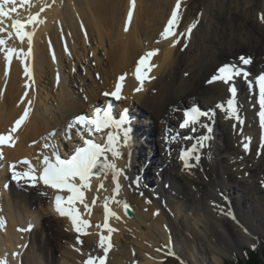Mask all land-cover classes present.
Instances as JSON below:
<instances>
[{
    "label": "bare ground",
    "instance_id": "bare-ground-1",
    "mask_svg": "<svg viewBox=\"0 0 264 264\" xmlns=\"http://www.w3.org/2000/svg\"><path fill=\"white\" fill-rule=\"evenodd\" d=\"M30 2L34 4L30 6ZM176 3L177 0H16V11L3 18L0 27L7 26L0 33L6 41L3 47L25 53L28 40L21 41L16 36L12 22H26L37 13L41 21L25 28L33 33L32 55L27 61L31 80L24 74L22 56L13 55L9 64L0 50V133L9 132L24 109H30L28 118L12 134L15 148H4L8 161L35 155L43 135L58 131L89 105L107 103L102 94L114 91L121 76L125 79L122 98L117 101L118 115L126 107L135 116L130 120V147H123L121 131V156L114 161L122 170L119 197L114 195L111 172L103 176L107 192L97 181L86 190L85 201L90 207L95 200L92 215L86 211L87 215H83L92 223L86 237L76 234L66 218L53 213L51 191L39 183L34 188L12 184L4 191L1 175L6 178L9 173L6 163L0 161V220L6 219L5 226L0 227L3 257L16 253L13 257L17 264H86L87 258L104 256L99 238L108 235L102 229L106 199L109 211L115 213L108 223L116 229L104 257L106 264H225L227 251L253 247L264 234V149L260 148L264 130L260 127L256 89V76L264 74V0H206L205 5L198 7L191 6L192 0H180L176 35L162 39L161 33ZM12 7L4 5L5 11ZM130 10L133 15L129 23ZM193 24L196 27L189 39L179 36ZM95 42L97 46L93 45ZM100 50L106 62H102ZM88 51L93 59L88 58ZM148 51L156 54L144 67L141 82L136 78L135 67ZM248 51L253 55L245 54ZM241 56L253 59L249 68L242 66ZM92 60L97 65L99 62L100 84L91 74ZM77 61L83 62L91 82L80 69L76 70ZM225 64L249 73L247 79L238 76L233 81L237 88L234 104L242 124L226 118L217 107L226 106L232 98L229 85L218 80L207 83ZM43 77L49 86L41 84ZM26 84L30 85L27 89ZM50 86L55 90L50 99L57 103L56 109L49 104ZM40 88L46 89L45 97ZM138 88L140 91H136ZM193 104L204 110L201 123L195 132L179 130L183 107ZM201 136L208 139L203 147L196 148L199 163L185 169L179 158L181 151L197 145ZM216 136L225 137L226 146L218 145ZM172 137L176 139L173 141ZM37 141L35 148L32 143ZM249 141L250 151L246 153L243 143ZM144 147L155 150L141 152ZM145 155L153 163L146 173L155 169L153 173L162 184L160 189L155 187L157 182L148 186V176L139 177L146 168ZM157 162L166 166L158 168ZM253 182L256 185L252 193L249 187ZM124 204L131 207L133 218L125 216ZM32 224V232H17L18 227ZM78 238L84 243L82 247ZM119 239L123 243L118 252ZM113 250L117 252L112 254ZM166 252L175 255H165Z\"/></svg>",
    "mask_w": 264,
    "mask_h": 264
},
{
    "label": "snow or ice",
    "instance_id": "snow-or-ice-1",
    "mask_svg": "<svg viewBox=\"0 0 264 264\" xmlns=\"http://www.w3.org/2000/svg\"><path fill=\"white\" fill-rule=\"evenodd\" d=\"M22 3H27V0H21ZM12 4L13 7L9 11H5L4 5ZM16 0H0V25H3V18L9 17L10 12L16 11ZM181 3L180 0H177L174 10L171 13L170 18L168 19L167 25L164 27L161 38L168 39L170 36L176 35V29L179 26L180 18H181ZM44 8L41 7L40 12H43ZM133 12L130 10L128 12V22H131ZM39 13L36 15H30L26 22H21L18 20H13L12 29H14L16 36L23 41L25 38L28 40V51L25 53L22 50L17 52L15 49L7 48L5 49L3 46L6 41L3 38H0V50L5 53V60L10 64L13 55H16L18 58L23 57L21 63L24 65V74L25 76L31 80L32 73L30 71V67L27 63L28 59L32 55V37L33 33L26 32L25 28L27 25H33L39 23L41 21L38 20ZM196 25H191L186 32H181L179 34L180 37H183L185 40L189 39L192 33L193 28ZM7 26L0 27V33L5 32ZM127 31V25L125 27ZM11 35V33L9 34ZM176 42H179V37ZM187 47V44L184 45ZM155 52H149L146 56L141 57L138 61V66L136 69L137 79L141 82L143 81V77L140 75L141 67L146 65L150 58L155 55ZM53 59L55 60V55L53 54ZM240 62L243 65H249L252 63L250 57L241 56L239 57ZM7 74V73H6ZM243 77L245 79L248 78L249 73L239 69L237 66L232 64H225L220 66L216 73L207 81V83H213L215 81H221L224 84L229 85V91L231 94V99L228 100L227 105H218L226 115V118L233 119L240 124L243 123L241 120L237 106L234 104V99L237 95V88L233 83L236 77ZM125 79L124 76L119 77L118 82L116 84L115 90L112 92H105L103 95L105 97H112L115 100H120L121 90H122V82ZM57 82H59V76H57ZM257 84L259 86V121L260 127L264 130V76H260L257 80ZM30 85L26 84L25 88L27 89ZM136 91H140V89H136ZM27 95V91L25 92V96ZM31 104V101H29ZM30 113V109L26 107L23 111V115L20 116L18 120H16L13 127L9 130L7 135H0V159L3 158L2 148L4 146L14 147V141L12 138V134L16 132L18 128L25 122ZM201 123V113L197 110L193 109L191 112H186L184 114V119L180 123L181 129H189L192 132L196 131V125ZM73 125H78L80 128L86 130L89 134L94 135L95 133L103 132L105 129H109L106 133V142L105 143H97L92 139H85L83 146H77L75 152L70 155L69 158L63 159L56 152H53L54 160H50L48 157H45L43 160V170L42 173L37 176L35 175V169L30 168L28 171H17L16 165H10L11 169V178L17 184L23 183L26 187H37L38 183L42 182L44 186L50 187L51 189L57 192H67L70 195L65 200L64 197L60 195H56L54 199V207L55 211L61 216H67L73 228L78 234L87 233L83 231L84 228L89 227V223L86 220L82 219V216L76 207L77 204H83L85 211L90 212L89 204L85 203V194L84 190L90 189V180L93 176L99 177L100 175L107 176L109 172L112 174L113 182L116 184V194L119 192V176L122 174V170L117 168L116 163L114 162L116 159H119L121 156L120 146V132L122 131L123 147H130V132L131 125L130 119L127 115V109H125L124 114L121 115L118 119L113 118L111 115V105L101 114V109L97 107L95 109L94 118H90L86 115H80L74 118V121L69 125L71 128ZM208 131H211V128L208 125H204ZM234 129L236 125H233ZM111 129H115L116 131H112ZM184 139H191L192 137H183ZM176 137H172L174 141ZM208 139V136H201L197 145H193L191 150H182L180 154V160L183 163V167L185 169H191L195 166V164L199 163L200 156L196 154V148L203 147V142ZM249 143H243L244 151L247 153L250 151ZM48 147V145H45ZM260 148L264 149V135L261 136ZM109 153L111 154L112 159H109ZM259 151L257 155H259ZM190 161H194L195 163H190ZM22 163L28 164L27 160L22 161ZM103 188V184L100 185ZM41 195H46V193H41ZM95 204V200L92 201ZM107 199L105 200V210H104V223L103 229L107 231L108 235L104 236L103 234L99 238V245L104 249V256L98 258H89L86 261V264H105V259L107 252L111 248V234L116 231V229L109 226V217L115 216V213L109 211L107 207ZM125 209H128V205H124ZM119 219V217H116ZM235 219V217H233ZM97 227H101L97 225ZM27 230H30L27 229ZM78 242L79 238H78ZM160 251V249H157ZM165 255H175L171 252H166ZM0 264H7L6 260L0 259Z\"/></svg>",
    "mask_w": 264,
    "mask_h": 264
},
{
    "label": "rangeland",
    "instance_id": "rangeland-1",
    "mask_svg": "<svg viewBox=\"0 0 264 264\" xmlns=\"http://www.w3.org/2000/svg\"><path fill=\"white\" fill-rule=\"evenodd\" d=\"M35 1H37V0H35ZM205 2H206V0H192V4H191V6L192 7H198V6H203V5H205ZM34 3H31L30 2V6L31 5H33ZM65 35H67L66 33H65ZM60 42H62L61 41V39H60ZM82 46H83V44H81ZM93 45L94 46H97V44H96V42L95 43H93ZM240 51V50H239ZM239 51H237V53L239 52ZM87 54H88V58L90 59H93V54L92 53H90L89 51L87 52ZM245 54H251L249 51L248 52H246ZM251 55H253V54H251ZM94 56L96 57V54H94ZM100 56H101V59H102V62H106V56L104 55V52L102 51V50H100ZM66 63H68V61H66ZM82 64H83V62H76V66H78V69H76V70H79L80 69V71L82 72V74L84 75V77H88V78H90V82H91V77H89L88 75L89 74H87V71L86 70H83L84 69V67L82 66ZM90 66L92 67V69H93V71L91 72V74H92V76H94V78L98 81V83L100 84V80L98 79V74H99V62H98V65L96 64V62L95 61H93L92 60V64L90 63ZM98 66V67H97ZM97 71H99V72H97ZM91 76V75H90ZM41 84L44 86V87H46L47 85L49 86V84H48V82H47V80L46 79H44V77L42 78V80H41ZM76 88L79 86L78 84H77V82H76V84L74 85ZM79 88V87H78ZM77 88V89H78ZM41 89V88H40ZM49 91H50V96H49V98H48V100L49 101H51V102H49V104H50V106H52L54 109H56V106H54V105H56L57 103H52V99H50V97L51 96H53V95H55V90L50 86L49 87ZM80 91H82V89H80ZM41 93H42V96L43 97H45L46 96V94H47V91H46V89L45 88H42L41 89ZM217 120H218V118L216 119V123H215V128H216V125H217ZM216 133V132H215ZM217 137V136H216ZM217 138H219L217 141H218V145H224V146H226V144H227V139L225 138V137H220V136H218ZM222 139V140H221ZM223 142H224V144H223ZM146 148V149H145ZM152 148V147H151ZM151 148H149V147H144V148H141V152H142V149L144 150V152H147V151H152V149ZM153 150H155V149H153ZM142 153H141V155H140V157H142ZM145 157H147L146 155L144 156V158H143V161L145 162L144 164H145V166H146V168L144 169V173H142V175H143V177L142 176H140V177H142V178H146L147 176H148V182H149V187L151 188V186H153V182H157L158 183V179L155 177V174L153 173V171H155V169H152L153 168V163L151 162V161H148L149 160V158H148V160L145 158ZM146 159V160H145ZM158 159H160V158H158ZM143 161L141 162V164H143ZM160 161H161V159H160ZM159 162V161H158ZM156 163V166H159L158 164H160V163ZM140 163V162H139ZM140 165V164H139ZM166 166V164H164V163H161V165L160 166ZM252 164H249V166H251ZM160 166L158 167V168H160ZM150 167H152L151 168V171L152 172H149V173H146V169L148 168V169H150ZM220 168H222L223 167V164L221 163V165L219 166ZM143 168V167H142ZM244 168V167H243ZM137 171H139L140 172V170L138 169ZM146 173V174H145ZM152 174V175H151ZM154 175V176H153ZM137 182V181H136ZM136 182H135V187H137L138 186V184L136 185ZM159 182H161V179L159 178ZM257 182V181H256ZM256 182H253L252 183V185L249 187V190H251V192L253 193V192H255V183ZM162 183V182H161ZM260 183H261V181H260ZM161 185L162 184H156L155 185V187H156V189H160L161 188ZM171 186L172 187H174L173 186V184H171ZM262 187V186H261ZM175 188V187H174ZM262 188H264V187H262ZM176 189V188H175ZM173 193L175 194L176 192L175 191H173ZM162 195V194H161ZM163 196V195H162ZM161 203H163L164 201H160ZM164 205V204H163ZM118 214V213H117ZM63 224V226L65 227V223H62ZM69 226H70V224H69ZM103 229V228H102ZM75 232V231H74ZM76 233V232H75ZM76 234H78V233H76ZM78 235H80V234H78ZM86 237V236H85ZM263 241H264V234H260V238L258 239V241L256 242V245L255 246H253V247H251V246H245L243 249H239V248H236V249H233L232 250V252L230 253V251H227V255L226 256H224V260H225V262L226 263H229V262H231V261H233L234 259H235V256H238V257H240L241 259H244V251L246 250V249H258L260 252H259V256H260V259H261V263L262 264H264V244H263ZM82 243H83V241H82ZM81 242L79 243L80 245V247H82V244ZM121 243V244H120ZM122 240H118V244H117V251L119 252V250L121 249L122 250ZM84 244V243H83ZM114 246H116L115 244H114ZM85 250H86V252L89 254L90 252H88L87 251V249L85 248ZM117 251H115V250H113L112 251V254L114 253V252H117ZM137 253V252H136ZM85 255V254H84ZM138 256H139V253L137 254ZM89 258H87L86 259V261L88 260ZM86 261L84 260V262L86 263ZM61 264V263H60ZM128 264H130V261L128 262ZM137 264V263H136Z\"/></svg>",
    "mask_w": 264,
    "mask_h": 264
},
{
    "label": "trees",
    "instance_id": "trees-1",
    "mask_svg": "<svg viewBox=\"0 0 264 264\" xmlns=\"http://www.w3.org/2000/svg\"><path fill=\"white\" fill-rule=\"evenodd\" d=\"M264 244V241H263ZM258 249H246L244 251V259H241L238 256H235V259L229 263L225 264H262L259 256Z\"/></svg>",
    "mask_w": 264,
    "mask_h": 264
},
{
    "label": "water",
    "instance_id": "water-1",
    "mask_svg": "<svg viewBox=\"0 0 264 264\" xmlns=\"http://www.w3.org/2000/svg\"><path fill=\"white\" fill-rule=\"evenodd\" d=\"M125 209V207H124ZM125 214L127 215L128 218H133L134 217V213L132 210H130L129 208L126 210L125 209Z\"/></svg>",
    "mask_w": 264,
    "mask_h": 264
}]
</instances>
